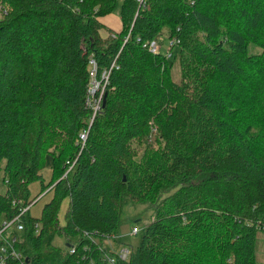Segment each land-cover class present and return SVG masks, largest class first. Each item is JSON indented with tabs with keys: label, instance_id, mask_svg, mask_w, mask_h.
<instances>
[{
	"label": "trees",
	"instance_id": "obj_1",
	"mask_svg": "<svg viewBox=\"0 0 264 264\" xmlns=\"http://www.w3.org/2000/svg\"><path fill=\"white\" fill-rule=\"evenodd\" d=\"M0 5V221L52 193L0 264H264V0H122L117 31V0ZM91 61L114 67L80 150ZM126 200L153 215L122 258Z\"/></svg>",
	"mask_w": 264,
	"mask_h": 264
},
{
	"label": "rangeland",
	"instance_id": "obj_2",
	"mask_svg": "<svg viewBox=\"0 0 264 264\" xmlns=\"http://www.w3.org/2000/svg\"><path fill=\"white\" fill-rule=\"evenodd\" d=\"M121 2L122 0H117V5L115 9L109 14H107L106 16L102 17L101 18L102 21L106 20V23H110L111 21H116L117 19H119V6ZM0 9H1V5H0ZM0 18H1V15H0ZM165 39L163 40L162 45L159 48L161 53L166 52L168 50V46L171 45V42H167V40ZM150 47L151 46H149V48ZM171 75H172V79L174 82L178 83L180 81V69L178 65H174L171 71ZM95 85L96 83L93 80H91L90 93H87V97L85 100L86 107L89 110L90 108H92L91 100L89 104L87 103V101L88 99H90L91 94L94 92ZM57 146H58V143H57ZM47 164H49V161L47 162ZM40 173L42 175V178L44 179L42 183L44 185H47L50 180L51 171L48 169V167L45 166V168H43ZM2 175L3 173L0 171V193L5 192V185L2 181ZM49 190L50 189L48 188L44 192H42L41 181H35L31 183L29 185L30 199H32L33 197H37L38 195L39 196L34 202L28 205H25V207L21 211L23 213H25L26 211L27 212L30 211L29 214L31 217L39 218L41 215L42 208L51 199L52 193L49 192ZM40 192L42 193L40 194ZM67 207H68V198L66 197L61 203L59 214H58V220H59L60 225L64 224V215L67 210ZM152 215H153V208L149 206L148 204H133L130 201L126 200L122 208L119 226L114 235V238L106 239V244L109 245L107 247L113 248V249L110 248V250L119 251L120 248H131V247L136 246L139 243L140 235H132L131 233L132 230L134 228L141 229L145 224L149 222V219L152 217ZM11 219H3L0 221V223L4 220L10 221ZM10 228L13 229V226H11ZM7 234L8 233H6L5 236H7ZM10 238L11 237H9L8 239ZM53 244L58 246L59 248H63V249L67 248L63 238L59 236H56L54 238Z\"/></svg>",
	"mask_w": 264,
	"mask_h": 264
},
{
	"label": "built area",
	"instance_id": "obj_3",
	"mask_svg": "<svg viewBox=\"0 0 264 264\" xmlns=\"http://www.w3.org/2000/svg\"><path fill=\"white\" fill-rule=\"evenodd\" d=\"M2 11L3 9L0 11L1 16H2ZM150 46H151L150 51L156 53L158 49L156 44L151 43ZM91 64H92V71L90 72V76L92 77V80L96 83V85L94 87V92L91 94L90 99H88L87 103L89 104L91 100L92 108H90V110L92 113L91 114L92 117H90L89 124L84 129H82L78 134L77 145L80 146V150H82L87 140L89 127L91 126L94 117L99 112V108H100L99 104L101 103L100 101L103 100V90L104 87L107 85L108 75L111 69L114 67V63H113L110 69L107 72H104L101 75V79L98 80L96 78L95 62L91 61ZM87 93H90V87ZM74 163L75 162L73 161L68 165V169L66 170L64 177L67 175L68 172H70L71 168L74 166ZM23 208L24 207H21L19 209V214L13 217L10 221L4 220L0 223V263H3L7 256H11L19 260L22 259V254L14 248L13 244H15L16 241L18 240V238L15 237L14 234L23 230V224L21 220V217L24 214L21 211ZM11 226H13V229L10 228ZM133 232L135 233L136 229H134ZM6 233H8L7 236H5ZM85 235L88 237L87 233H85ZM9 237L11 238L8 239ZM68 251L72 253L74 251V248L68 247ZM127 254H128V249L124 248L121 250L120 256L122 258H125Z\"/></svg>",
	"mask_w": 264,
	"mask_h": 264
},
{
	"label": "crops",
	"instance_id": "obj_4",
	"mask_svg": "<svg viewBox=\"0 0 264 264\" xmlns=\"http://www.w3.org/2000/svg\"><path fill=\"white\" fill-rule=\"evenodd\" d=\"M103 23L108 25V27L112 28L115 31L120 29V21H119V19H117L116 21H111L110 23H106V20H104Z\"/></svg>",
	"mask_w": 264,
	"mask_h": 264
},
{
	"label": "water",
	"instance_id": "obj_5",
	"mask_svg": "<svg viewBox=\"0 0 264 264\" xmlns=\"http://www.w3.org/2000/svg\"><path fill=\"white\" fill-rule=\"evenodd\" d=\"M105 100L103 99L102 105L104 104ZM25 260L27 261V258H25Z\"/></svg>",
	"mask_w": 264,
	"mask_h": 264
},
{
	"label": "clouds",
	"instance_id": "obj_6",
	"mask_svg": "<svg viewBox=\"0 0 264 264\" xmlns=\"http://www.w3.org/2000/svg\"><path fill=\"white\" fill-rule=\"evenodd\" d=\"M68 249V248H67Z\"/></svg>",
	"mask_w": 264,
	"mask_h": 264
}]
</instances>
